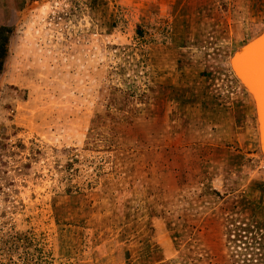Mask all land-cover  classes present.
<instances>
[{
	"label": "rangeland",
	"instance_id": "obj_1",
	"mask_svg": "<svg viewBox=\"0 0 264 264\" xmlns=\"http://www.w3.org/2000/svg\"><path fill=\"white\" fill-rule=\"evenodd\" d=\"M0 27V264H264L231 67L264 0H0Z\"/></svg>",
	"mask_w": 264,
	"mask_h": 264
},
{
	"label": "water",
	"instance_id": "obj_2",
	"mask_svg": "<svg viewBox=\"0 0 264 264\" xmlns=\"http://www.w3.org/2000/svg\"><path fill=\"white\" fill-rule=\"evenodd\" d=\"M254 58H258L259 64L264 63V34L240 48L231 58L233 71L255 98L259 113L261 146L264 151V70L262 77L259 76V71L254 67Z\"/></svg>",
	"mask_w": 264,
	"mask_h": 264
},
{
	"label": "trees",
	"instance_id": "obj_3",
	"mask_svg": "<svg viewBox=\"0 0 264 264\" xmlns=\"http://www.w3.org/2000/svg\"><path fill=\"white\" fill-rule=\"evenodd\" d=\"M8 33V29L5 27H0V69L2 67V58L5 54L6 51V42H7V37L4 35V33Z\"/></svg>",
	"mask_w": 264,
	"mask_h": 264
},
{
	"label": "bare ground",
	"instance_id": "obj_4",
	"mask_svg": "<svg viewBox=\"0 0 264 264\" xmlns=\"http://www.w3.org/2000/svg\"><path fill=\"white\" fill-rule=\"evenodd\" d=\"M244 65H245V61H244V63H243ZM245 67H246V65H245Z\"/></svg>",
	"mask_w": 264,
	"mask_h": 264
}]
</instances>
